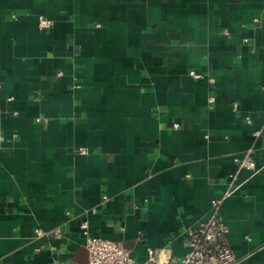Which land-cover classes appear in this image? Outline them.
Segmentation results:
<instances>
[{"label": "crops", "instance_id": "crops-1", "mask_svg": "<svg viewBox=\"0 0 264 264\" xmlns=\"http://www.w3.org/2000/svg\"><path fill=\"white\" fill-rule=\"evenodd\" d=\"M0 126V264H86L84 222L180 259L232 178L218 221L264 264V0H0Z\"/></svg>", "mask_w": 264, "mask_h": 264}, {"label": "built area", "instance_id": "built-area-1", "mask_svg": "<svg viewBox=\"0 0 264 264\" xmlns=\"http://www.w3.org/2000/svg\"><path fill=\"white\" fill-rule=\"evenodd\" d=\"M38 25L40 29H49L54 23L44 17H39ZM189 75L196 79H201L203 74L191 71ZM214 98H210V102L214 103ZM38 122L47 123V118H40ZM260 132H255L254 136L258 137ZM3 140L2 128L0 126V141ZM80 154L87 155L86 149H81ZM241 167L255 169V162L251 157V152L245 156L240 162ZM236 191L235 178H232L229 190L220 198H215L210 202V213L207 219L202 221L198 226L190 228L186 233V241L189 252L180 259H169L166 262H160L157 259V253L154 250H148L147 264H238L236 255L231 249L227 234L229 229L218 221V215L221 210L223 201L233 192ZM106 200L107 197L104 196ZM82 229L86 237L85 248L88 252V261L86 264H137L131 252L122 245L121 242L92 237L88 232V223L82 224ZM57 239L62 237L60 229L53 231ZM37 236H45L46 232L42 230L36 231ZM54 264H65L55 260Z\"/></svg>", "mask_w": 264, "mask_h": 264}]
</instances>
